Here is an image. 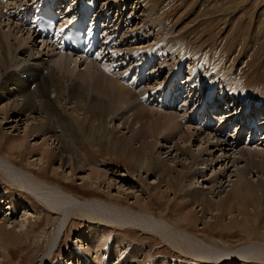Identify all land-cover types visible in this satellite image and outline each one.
<instances>
[{
  "label": "rangeland",
  "instance_id": "374dc122",
  "mask_svg": "<svg viewBox=\"0 0 264 264\" xmlns=\"http://www.w3.org/2000/svg\"><path fill=\"white\" fill-rule=\"evenodd\" d=\"M12 1L13 0L7 1L6 4L11 3ZM25 2L26 0H20L18 1V4H25ZM71 2L73 3L71 5L74 7V4H78L79 0H71ZM103 2L110 4L111 9L113 6L117 7L115 9L117 12L114 10L113 13V23L115 21H119L120 17H123L126 13H128L129 18L134 21L133 25L130 27V30L132 29L134 31L142 30L141 28L144 27L143 21L146 13H144V10L148 8L149 3H154V7H157L159 14L158 20H160V23L162 22L161 27L164 28V30H162L163 28L161 27L158 28L161 29L162 33H164L162 35L156 31L157 29L155 30V28H157L156 26L154 27L153 24H150V26H148L150 32H152V35L149 36L150 42L139 43L138 41V44L134 45H130V43L134 40L132 38L129 39L128 34L125 35V33L130 31H121V35L116 46L122 45L119 50L127 49L129 52H127L128 54L124 53L119 55L123 56L124 58L118 60V64L125 62V60L128 62L130 54H133L131 52L132 50H141L143 52L142 57H144L146 54L150 53V49L158 52V47L161 48L158 43H162V41L164 42L169 38L173 40L179 38L182 41L181 54L178 55L175 53L174 56L177 58L175 57L174 60L171 58V56L167 55V59L169 60L165 59L167 61L166 67L164 68L163 65L160 70H166L168 73L171 69L170 67L172 65L174 66L175 62H178L184 57L188 58L187 56L191 57V59H188V61L186 60V64H181L180 70L177 74H172V82H176L177 84L173 87L170 94H174V90L178 93L179 91H182V88L185 85H188L191 87L189 97H198L200 101L205 104L207 100L212 97V93L204 95V90L206 87L209 85V89L211 87L212 82L209 81H214L216 83V81L220 82L226 80L231 82V80H233L234 85L238 87V89L241 90L243 94L239 95L240 93L230 90L229 93H232L230 95L231 98L226 97L230 106H228V104L226 105L223 100L217 97V99L214 101V103L216 102L215 107L217 109L221 108L222 111H215V113L214 111H212L213 113L211 112L213 116L217 117L218 119L217 126L222 127L226 130V132H228L227 136H221L210 130L211 128L209 130H205L202 128L203 126L201 127L202 130L201 133H199V136L191 138L189 135H184L187 131L182 128H180V132L177 129H174L170 132V134H167L165 131L154 134L151 129L144 128L146 135H148L146 141L149 140L154 142V148L152 149L153 151H151L152 154L148 151V155L158 158V163L160 162L163 165L166 164L170 167H173L175 169H173L174 173L178 172L177 170H179V172H182L183 174L181 186L178 183L173 189L167 186L164 181H161V183L158 182L159 180L157 176H155L152 171L154 162H149V166L147 165L149 170L142 168L143 170L140 171L135 162H132V160H130L124 152L117 149L118 146H115V144L113 145V143H109L104 137H100V139L97 137L93 142H89L86 139L87 135L83 134V132L81 133L83 134L82 140H79L78 143V150H82L81 153L85 154L89 160H92L93 165L104 171H108V176L106 175V177L103 178L101 182H99L100 184L98 187L96 186L97 184L94 183V181L97 182L98 180L94 178L91 179L93 183L89 184L90 182H88V174L90 173V169L87 166H84L85 168L81 167L80 169L78 165H75V168L70 167L68 162H65L61 165L58 158H56V160L54 159L52 165L50 166L47 163H44V156L42 157V160L41 156L45 153L41 151L40 146L42 144L45 145L41 146L45 148L44 150H46L49 146L50 148H48V150L50 151L55 145L56 140L54 142L52 140L53 137L49 139L47 137V139H45L44 137L49 136L47 133L43 135L40 133L29 132L31 129L30 127H33L35 124L43 120L42 110H36L34 113L30 114H17L18 117H16L14 114L11 116L6 114L4 119V115L2 114V111H0V122L2 123H0V130L2 129L0 131V156L3 158H10V160L15 162V164L20 168L22 167L25 170L31 172L33 171L35 174L41 173L42 177L51 183L58 182L57 184H60L64 181L69 182L66 185V191L72 192L80 200H90L93 193L97 192V194L103 195L107 201L117 204L122 203L124 207L130 208L133 206L134 202H137L136 204H139L142 207V212H146L147 209V212L154 215L157 220L161 222H169L176 227H182L183 222H181L180 217L177 215L179 212L178 208L183 206L182 202H187V195L183 193L184 189L186 191L188 187L191 189L204 188V194H207L211 201H213V203L215 201V204H217L216 200H219L228 191H230L232 186H234V182L236 179H238V175L240 176V174L248 168L246 162L248 160L246 157L249 159L250 156L247 155L246 152L243 154V156H241L239 150H244L251 147L264 149V139L261 141L255 140L254 142L250 143V140L254 138L253 136L249 137V132L251 129L245 127L248 128V130L245 131L244 127H242L237 121H234L239 119L237 115L243 114L245 111L246 113L243 119L247 117L249 120H252V118L254 119L252 115L258 114V117L260 118V120H258L260 129L264 131V128H262L264 127V117L261 115L264 113V105L257 107V109L252 113L253 110L250 107L253 106V104H250L251 102L248 104L244 102V91L259 94V97L264 96V0H145L142 4V7L140 0H128L127 3L124 0H103ZM0 5H2L0 6V26H2L0 27V32H10L11 36L9 38V44H20L19 48H24L26 46L28 53L33 57L40 55L39 58H43L44 60H50V58L56 57L58 50H53L50 48L52 45L48 48L45 47V42H42L41 39L37 38L36 36H33L32 39V33H29L24 26L19 24L15 19L11 18L9 13L4 11L5 9L3 6H5V4L0 3ZM125 9L127 10L123 14ZM160 13H162L163 16ZM128 19L126 18V20ZM136 21L137 23L135 24ZM19 27L21 30H19ZM167 31L169 32L168 34ZM134 33L135 32H132L131 35ZM136 34L141 35L139 32ZM157 34L159 35L156 36ZM156 42L157 45L153 46V48L152 45L148 47V44L151 43L154 45ZM199 49H202L203 53L199 52ZM10 51L13 54H17L16 51ZM162 51L159 52L160 55L165 56L167 52L165 54ZM13 54L10 55L7 53V57L11 59ZM73 55L79 56L77 54ZM182 55H184V57H182ZM85 59L83 57H79L77 62L73 60L70 62L69 66L76 69L75 73L88 70L87 68L91 69L92 64H90V61L87 60L88 58ZM208 59H211V61H213V59L215 60L212 66H215L219 71H216V76H212L211 78L209 77V74L212 70L208 68ZM135 60V62L131 61L130 58V61L127 63L124 69L127 67L131 71L133 69L132 66L135 67V65L140 63L137 57ZM146 61L150 62V59H142L140 65L146 63ZM24 62L25 61H23V63ZM87 62L89 64H87ZM97 63H99V61ZM96 65L97 64L95 63L93 66L94 69H96ZM59 69L65 71V67H59ZM191 69H193V71ZM220 69L225 72H229V69H231L232 79L228 73L226 74L220 72ZM190 70L192 71L191 73H189ZM100 71L102 73L105 72L108 74L110 70L105 67L104 71V67H101ZM69 72L71 71H67V73ZM160 75L161 74H159V76ZM167 75L164 73L163 76L160 77L161 79H158L157 81L154 80V78H151L147 80V82L142 87L137 88V90H143L145 87L146 89L154 88L158 85V82L159 84L162 83L163 78H166ZM187 75L192 77L188 82H186ZM168 76L171 77L170 75ZM0 78H2L1 68ZM155 81L157 82L156 84ZM180 83L182 84L180 85ZM107 85L109 86V84L106 83L105 86ZM177 88L180 89L177 91ZM220 94L221 93H219L218 96H220ZM233 95L239 96L238 98H234ZM205 98L207 99L205 100ZM65 99L66 98L60 101L65 104V102H67ZM236 99L238 102L233 107H231ZM177 101L178 104L181 101L180 105L187 103V100L183 97L176 98V102ZM6 104L8 106L10 105L7 98H5V101L3 100L0 102V106ZM239 104L242 105L238 107ZM72 105L74 104L70 102L65 104L64 107L67 108ZM209 105V102L207 106L203 105L201 113L204 115V117H207V111H211L213 109V107L210 109ZM221 105L223 106L221 107ZM86 106L87 105L83 103L82 110L76 112L71 109H67V112L75 117H78L77 119L83 121L85 124L88 122L89 115ZM184 106L180 108L183 109ZM224 106H226L228 109L223 110ZM151 107L159 112L169 110V108L159 109L157 106L154 107V105ZM250 110H252L251 113H248ZM173 112L175 111L172 110V113ZM186 112L190 111L187 110ZM230 113L234 114V116L225 118L224 120L222 119L226 122L220 124V118L224 117L223 114L228 115ZM70 114L69 116L71 117ZM189 114L190 113H186V117H180L181 124L183 126L190 124V126L192 125L194 128H200L199 126L201 125L199 123H191L188 121L191 119ZM125 115L128 116V113ZM180 115H183V113L180 112ZM131 118L132 116L127 119L128 123L126 122V124H124V121L122 123V120L119 118L109 121L107 125L109 129H116L119 135H125L129 139L132 137V134L134 131H136V129L141 128L140 125L143 123V121L131 123ZM207 120H209V118H207ZM241 121L242 119H240V122ZM206 129H208V127H206ZM1 132L3 133L1 134ZM230 132L231 134H229ZM25 134H27V138ZM237 134L241 135V137L245 136L243 141L244 143L241 141L238 142L235 145L236 150L233 152L231 149L228 150L229 147H225L221 141L228 139V137L230 139V137L232 138ZM262 135L264 136V132ZM24 136L26 138H24L25 142L21 140V143L18 144L20 145L18 149L16 147L18 145L14 146L13 143L14 141L20 142V139H23ZM28 136L30 137L28 138ZM208 139H210V145L206 141ZM213 139L217 140V142L213 141ZM51 141L54 143H51ZM232 141L234 140L232 139ZM11 142H13L12 147L9 146ZM33 144H38V146L35 147ZM134 144L137 146L140 143L134 142ZM168 146H170V148ZM81 147L82 149H80ZM247 149L245 151H247ZM143 151L144 150H142V152ZM257 158L258 160L261 159L260 157ZM206 159L212 160V165L209 164L210 162H204ZM31 162H35L36 165H31ZM53 166H55L57 172H51V168ZM114 166L116 170L111 172L109 169L113 168ZM128 168L132 169L126 173V169ZM62 169H64V173H66L64 175L70 174L68 179L63 177ZM248 169H250L249 173H247L249 178L254 182L258 180L260 182L261 178L264 176V172H258L256 169L250 166ZM123 173L126 175H122ZM176 179L177 177L174 180ZM107 181H112L111 185H109L110 187H108ZM91 190L92 193H87ZM263 191L264 190L259 192L261 194L260 202H264ZM10 193L17 195L18 198L16 197V199L18 207L13 211L10 207H6L7 203L0 206V264H40L39 261L45 251V244L48 242L47 239H45L46 236L43 237V240L38 242H36V239L40 233V230L43 228L49 229L50 226L51 228L49 231L52 230V224L59 217V215L47 209L41 202L36 200L31 195L32 193L30 194L25 189H20L17 186L11 185L0 177V197H2L0 198L1 201L5 199L6 194ZM136 197H138V201L136 200ZM188 205L190 206L191 204ZM188 205L187 209L192 207L190 209L195 211L193 216L197 221L194 231H191L190 236L200 240L201 243L206 246V248H215L216 245L221 244L223 246L229 247L231 250L230 252H235L239 249V247L247 245V236H245L239 228L229 230L225 225L231 222L228 215L224 216L223 219H217L218 216L215 215L216 210H214L215 208L213 209V206H211V209H208V211L205 213L206 215L204 218H198L202 214V211L199 208L200 206L196 204L194 205V203H192V206L190 207ZM263 206V203L262 205L260 203L259 208L256 206L258 211L256 214L257 232L252 233L251 242L256 238L259 239V237H261V235L264 233ZM247 207L250 209L252 208L251 205H248ZM171 208L172 214L170 217H168L166 214L169 213ZM30 212H33L32 216ZM234 212L237 213L236 210ZM147 215L152 216L149 214ZM251 215L252 216H250L248 220L253 221L252 217L255 215L254 213H251ZM205 222L208 223V229H206L204 233L201 232V230H204L206 227ZM67 223L68 226L66 229H61V237L58 239L60 244L55 245L56 247L53 249L54 253L50 255V258L48 259L49 261H46L44 264H55L57 261H60L58 262L59 264H78L79 259L75 260V257L69 253L71 247L77 246L78 248L84 249L83 246H85L86 243H82L79 240L83 241L86 235L96 234V231L93 229L97 227V224H89L78 217H70ZM54 226L55 225L53 224V227ZM22 229H24V231ZM251 230H253V226ZM120 232L122 234H119ZM102 234H104V232L100 233L99 235ZM81 235H83V237H81ZM112 235H119V239L123 243H127V245H139L140 249H135L139 252V256L135 257V260L133 259L129 264H156L159 258L168 261L167 264H199V262L194 260V258L179 254L178 251H175L173 247H171L168 243H166L154 233H148L139 227L137 228L135 226H131L122 228L120 230H115V228H112L110 235L108 234V236ZM108 238L110 239V237ZM217 239H220L224 243H219ZM107 243L112 247L110 240H107ZM105 248L106 247H104V249ZM104 254L112 256V250L108 248L105 250ZM230 260L233 261L230 262L227 260L229 263L226 261L217 262L212 259L205 261L209 262L210 264H262L256 261L244 262L242 259L236 258H231ZM206 262L203 261V264H209Z\"/></svg>",
  "mask_w": 264,
  "mask_h": 264
},
{
  "label": "bare ground",
  "instance_id": "6f19581e",
  "mask_svg": "<svg viewBox=\"0 0 264 264\" xmlns=\"http://www.w3.org/2000/svg\"><path fill=\"white\" fill-rule=\"evenodd\" d=\"M124 1L126 3L128 2V0H124ZM144 1L145 0H140L141 7L143 6L142 4L144 3ZM12 2H14V5L16 6L17 2L16 3L15 1ZM104 2L103 4H105ZM0 3L2 4L1 0ZM3 4L8 6L10 3L7 4L3 3ZM71 4H73L71 0H68L66 2L67 10L63 14V16L64 15L68 16V13L72 11L73 5ZM154 6H155L154 3H149L148 8L144 10V13L146 12L143 21L144 27L142 26L143 27L141 28L142 30L139 31L141 35L139 34L137 35L136 32L132 29L129 30L130 32L125 33V35L128 34L129 39L132 38L134 40L131 43H136L141 39H142L141 42L145 41L146 39H149L151 32L149 30L148 24H153L154 27L155 26L157 27L155 28V30L157 29L156 30L157 32L161 33L162 35L164 34L162 33L161 29H158L161 27L162 22L160 23V20H158L159 14L157 11V7ZM160 14L162 15V13ZM58 21L60 28L64 24H66V26L69 25L70 22L67 21H72V17H67V20L66 18L65 20L59 18ZM19 30H21L20 27ZM26 30L29 33H32L31 38L33 39V36L35 37L34 31H32V29L29 28L28 29L26 28ZM162 30H164V28ZM132 32L135 33L131 35ZM168 33L169 32L167 31V34ZM158 35L159 34H157L156 36ZM10 36H11L10 32H6V33H2V31L0 32V51H1L0 68L2 70V78H0V102H2L3 100L5 101V98H7L10 104L9 106L7 104L0 106V111H2V114L4 115L3 116L4 119L6 114H8L9 116L14 114L16 115V117H18V115L20 114H30V113H34L36 110H40V111L42 110L43 120L35 124L33 127H30L31 129L29 132L40 133L43 135L47 133L49 136L44 137L45 139H47V137L48 139L53 137L52 140L54 142L56 140L55 145L51 148L50 151L48 150V148H50L49 146L46 150H44L45 148L41 147L45 145L42 144L40 146L41 151L45 153L44 155L42 154L41 156V160L42 157L44 156L43 157L45 159L43 160L44 163H47L50 166L52 165L53 160L54 159L56 160V158H58L60 160L61 165L64 164L65 162H68L69 166L72 168H75V165H78L80 169L81 167L87 166L90 169V173L88 174V178H89L88 182H90L89 184L93 183L91 179L94 178L98 180L97 182L94 181V183H96L97 184L96 186L98 187V185L100 184L99 182H101L102 179L106 177V175L108 176V171H104L99 167L93 165V161L89 160L85 154H82L81 153L82 150L81 151L78 150V143L79 140H82L83 134L87 135L86 139L89 142H93L94 140H96L97 137H99V139L100 137H104L105 140L108 141L109 143H113V145L115 144V146H118L117 149L119 151L124 152L126 156L130 160H132V162H135L140 171L143 170L142 168L149 170L147 165L149 166V162L151 163L154 162L153 164L154 167L152 168V171L155 174V176H157L159 183H161V181H164L165 184L169 186L171 189L175 188V185L178 183L181 186L182 177H183L182 172H179V170H177L178 172L175 171L176 173H174L173 167H170L166 164L163 165L160 162L158 163L159 160L158 158H154L152 155L151 156L148 155V151L152 154L151 151H153L152 149L154 148L153 147L154 142L149 140L146 141L148 135H146L144 128L151 129V131L154 132V134L158 132L161 133L164 131L167 132V134H170V132L174 129H177L180 132V128H182L187 131L184 135H189L190 138L199 136V133H201L202 130L201 129L202 126H199L200 128L198 127L194 128L192 127V125L190 126V124H188L187 126H183L181 124L180 117L181 118L186 117V113H190V112H186L187 110H185L186 108V106H184L185 104L180 105L181 101L179 102V104L177 103L178 102L177 101L176 103H174L172 108V110L175 112L172 113V110L170 109L165 110L163 112H159L153 109L151 107L152 105L145 104L140 101V95L147 93L148 89H146V87L143 90L142 89L137 90V88L128 86L127 85L128 83L126 81L123 82L116 72L112 73L111 71H109L108 74H106L105 72L102 73L100 71L101 66L99 63L91 61L88 58L87 60L90 61V64H92V68L91 69L87 68L88 70L75 73L76 69L69 65L70 62L73 60L77 62L80 56H76V55L74 56L73 54L67 52L62 53L58 51L56 57L50 58V60H46V59L44 60L43 58H39L40 55L33 57L31 54L28 53V49L26 46L24 48H19L20 44L18 45L14 43L9 44L8 42ZM181 43L182 41L179 38L174 40L169 38L164 42L162 41V43H158L161 47V48L158 47V52L162 50H163L162 52L165 54L167 52V54L164 57H162L161 55L162 57L161 64L163 63L164 68L166 67V63H167V61L165 60L167 59V55L171 56V58L174 60L176 57L174 56L175 53H177L178 55L181 54V50H182ZM45 47L48 48L50 47V45L45 43ZM50 48H52L53 50H57L55 47H50ZM9 49L16 51L17 54L15 53L13 54ZM199 52L203 53L202 49H199ZM7 53H9L10 55L13 54L11 59L7 57ZM182 57H184V55H182ZM23 61L25 62L23 63ZM207 61H209L208 68L212 70L210 71L209 77L211 78L212 76H216L217 74L216 71H218V69L215 66H212L215 60L213 59V61H211V59H208ZM95 63L97 64L96 69H94L93 67ZM146 63L149 62L146 61ZM87 64L89 63L87 62ZM59 67H65V71L60 70ZM69 70L71 72L67 73V71ZM191 70L193 71V69ZM191 70L189 73L192 72ZM104 71H105V67H104ZM220 72L226 74L228 73L232 79L231 69H229V72L228 71L225 72L222 69H220ZM188 75L186 82L190 81V79L192 78ZM222 76H226V75H222ZM209 82H212L213 84L215 83L214 81H209ZM220 82L216 81V83L220 86V91H221L219 99L221 97L222 99L225 100L226 105L228 104V106H230L226 99L227 96L226 93L232 90L233 92H238L240 93L239 95H241L243 94V92L234 85L233 80H231L232 83L226 80ZM106 83L109 84V86L108 85L105 86ZM179 89L177 88V91ZM179 92L177 94H179ZM244 92H245L244 102L246 104H248L249 102H251L250 104H253V106L250 107L252 108L253 111L250 110L248 111V113L249 112L251 113V111L253 113L254 110L257 109V107L264 105V96L259 97V94H254L253 92H249V91H244ZM173 93H175V90ZM224 93H225V97H224ZM171 95L173 96L174 94ZM238 96L233 95L234 98H238ZM64 98H66L65 100L67 101L65 102V104L71 102L74 105L65 108L64 107L65 104L61 102ZM206 99L207 98H205V100ZM83 103L87 105L86 106L87 112H89L88 122L85 124L83 123V121L78 120L77 119L78 117H75L71 115L69 112H67V109L68 110L71 109L76 112L82 110ZM209 103H210L209 105L210 109H212V107L213 106L215 107L216 105V102L214 103V101L212 102L209 101ZM183 106L184 108L181 109L180 107ZM222 106L223 105H221V107ZM212 111L214 110L212 109L211 111H207V113L208 112L211 113ZM180 112L183 113V115H180ZM127 113L128 116L125 115ZM245 113L246 111L243 114L237 116L239 117V119H243ZM69 114L71 115L72 118L69 116ZM223 115L224 117L222 116L223 118H220L221 119L220 124L226 122L223 121L225 118L234 116V114L231 113L228 115L227 114H223ZM261 115H263L264 117V113ZM131 116H132L130 121L131 123L142 122V121L143 123H141L140 125L141 128L136 129V131L133 132L132 137L129 139L125 135H121V134L119 135L116 129H109L107 125L109 121L119 118L122 120L121 121L122 123L124 121V124H126V122L128 123L127 119ZM252 116L254 117V119L252 118V120L250 121L254 122L260 120L258 114ZM190 120L189 122H191ZM207 121L210 122L214 120L213 119L211 120L209 118V120ZM202 128H204L205 130L210 129L209 127L208 129H206V127H202ZM246 130H248V128H245V131ZM82 132L83 134H81ZM2 133L3 132H1V134ZM27 134H25V136ZM229 134H231V132ZM25 136L23 137V139H20L21 138L20 136L19 138L20 142L19 141L18 142L14 141V143L11 142L9 146L12 147L13 146L12 143L14 144V146H16L19 143H21V140L25 142L24 140ZM239 136L241 138V135ZM250 136L251 135H249V137ZM29 137L30 136H28V138ZM232 139L234 141H232ZM209 140L210 139L206 141L210 145L211 142ZM213 141L217 142V140L214 139ZM54 142L51 141V143ZM134 142H139L140 144L136 146ZM221 142L222 144H224L225 147H229L228 150L231 149V151L235 152L236 150L235 145L237 144L235 140V136H233L232 138L230 137V139L228 137V139L222 140ZM19 146L20 145L16 147L18 148ZM34 146L36 147L38 146V144ZM168 147L170 148V146ZM80 149H82V147ZM246 149L239 150L240 151L239 153H241V156H243V154H245L246 152L247 155L250 156L249 159L246 157V159L248 160L246 161L248 168L250 166L256 169V171L258 172H264V149L261 148L257 149L256 147L253 148L251 147L248 148L247 151H245ZM142 150L144 151L142 152ZM256 156L260 157L261 159L258 160ZM204 162H208V163L210 162L209 164H211L213 161L206 159L204 160ZM34 164L35 162H31V165ZM113 168H110L109 170L111 172L115 171L116 170L115 166ZM248 168L245 169L244 172L240 174V176L238 175V179H236V181L234 182V186H232V189H230V191H228L219 200H216L217 204H215V201L213 203V201H211L210 197L207 194H204V188L191 189L190 187H188L186 191L184 189L183 193L187 195V202L186 201L182 202L183 206L181 208L180 207L178 208L179 212L177 215L180 217L181 222L183 223H182V227H176L175 225L169 222H161L157 220L154 215L147 212V209H146L147 213L142 212L143 211L141 209L142 207L139 204H136L137 202H134V204L131 203L133 204V206L128 208V207H124L122 203L117 204L107 201V199L104 198L103 195L97 194V192L93 193L92 198L90 200L89 199L86 201L80 200L72 192L66 191L65 188L67 183L69 182L64 181L60 184H57L58 182L51 183L50 181L42 177L41 173L35 174V172L33 171L31 172L25 170L22 167L20 168L15 164V162L10 160V158L8 157L3 158L0 156V177L6 180L11 185L17 186L20 189L21 188L25 189L30 194L32 193L31 195L36 200L41 202L47 209L59 215V217L53 223L55 225L54 227L52 224V230L49 231V229L51 228L50 226L49 229L43 228L42 230H40V233L38 234V237L36 239V242H38L43 240V237L46 236L45 239H47L48 242L45 244V251L42 255V258L39 261L40 264H44L46 261H49L48 259L50 258V255L54 253L53 249L56 247L55 245L60 244L58 239L59 237H61L60 236L61 229L63 228L64 230L66 229V227L68 226L67 222L68 219H70V217L71 218L78 217L89 224H97V227L93 229L94 231H96V234L86 235L83 241L77 239L82 243L84 242L86 243L85 246L82 245L84 249L78 248L77 246L71 247L70 249L69 252L70 255H75L74 256L75 260L79 259V263L77 262L78 264H129L135 257L139 256L138 254L139 252L135 250V249H140L139 245L136 244L127 245V243H123L119 239L120 238L119 235L108 236V234L110 235L112 228H115V230H120L122 228L131 227V226H135L137 228L139 227L148 233L150 232L154 233L159 238H161L166 243H168L171 247H173L175 251H178L179 254L190 256L191 258H194V260L198 261L199 264H203V261L206 262L205 260H210V259L217 262H222V261L227 262V260L231 262L233 261L230 260L231 258L242 259V261L244 262L256 261L264 264V233L263 235H261V237H259V239L256 238L251 242L252 233L257 232L256 214L258 211L256 209V206L257 208H259L260 203L261 205L262 203L264 205V202H260L261 194L259 193L260 191L262 192V190H264V178H263L264 176L261 178L260 182L259 180L254 182L249 178L247 174L250 171V169ZM131 169L130 168L126 169V173H128L127 171H131ZM51 172L52 173L57 172L55 166L51 168ZM64 174L66 173H64V169H62L63 177H65L66 179L70 177V174L69 175H64ZM122 175H126V174L123 173ZM176 177L177 179L174 180ZM107 182L106 183L108 184V187H110L109 185H111L112 181L111 182L107 181ZM87 193H92V190L88 191ZM16 197L17 195L13 193L6 194L5 199H3L2 201L0 199V206L5 205L7 203L8 205L6 204V207H10L13 211L16 210L18 207ZM136 200L137 201L139 200L138 197H136ZM192 203H194V205L196 204L200 206L199 208L202 211V214L198 218H204V216L206 215L205 213L208 211V209L209 210L211 209V206H213V209L215 208L214 210H216V212L215 211L214 212L215 215L218 216L217 219H223L224 216L228 215L229 220L231 222L225 225L229 230L239 228L241 232L245 236H247V241H248L247 245L243 247H239V249L235 252H230L231 250L229 247L223 246L221 244L216 245L215 248L213 247L206 248V246L203 243H201L200 240L196 239L193 236H190L191 231H194V227L197 222L196 218H194L193 216V213L195 211H192V209H190L192 208L190 207L192 206ZM188 204L191 205L189 206ZM187 205L190 207L189 209H187ZM248 205H251L252 208L251 209L248 208L247 207ZM235 210L237 211V213L234 212ZM251 213H254L255 215L254 217H252L253 221L248 220V218L252 216ZM30 214L32 216L33 212H30ZM147 214L152 216H148ZM171 214H172V208L170 209L169 213H167L166 215L170 217ZM205 223H206L205 224L206 227L204 228V230H201V232L204 233L205 230L208 229L207 228L208 223L207 222ZM252 226H253V230H251ZM22 230L24 231V229ZM103 232L104 234L99 235L100 233ZM119 234L122 233L120 232ZM81 237H83V235H81ZM108 237H110V239ZM107 240L111 241V245L113 248L110 245H108ZM217 240L219 241V243L222 244L224 243L220 239ZM104 247L106 248L104 249ZM108 248L112 250V256H108L104 254L105 250ZM58 262L60 261H57L55 264H59ZM167 263L168 261H165V259L159 258L156 264H167Z\"/></svg>",
  "mask_w": 264,
  "mask_h": 264
}]
</instances>
